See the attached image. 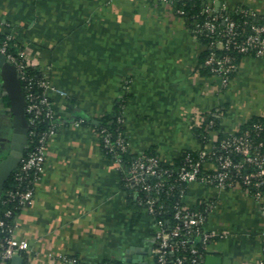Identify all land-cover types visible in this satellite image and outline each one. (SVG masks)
Returning a JSON list of instances; mask_svg holds the SVG:
<instances>
[{"label": "crops", "instance_id": "obj_1", "mask_svg": "<svg viewBox=\"0 0 264 264\" xmlns=\"http://www.w3.org/2000/svg\"><path fill=\"white\" fill-rule=\"evenodd\" d=\"M208 1L264 13V0ZM0 33L11 34L51 79L60 120L33 201L14 217L22 264H96L120 259L130 243L154 264L155 219L129 198L93 123L125 96L130 150L152 149L172 163L197 145L196 111L226 107L221 125L229 132L264 115V57L243 56L222 87L199 68L205 45L158 0H0ZM8 98L0 86L3 154L13 148ZM80 118L92 123L76 124ZM187 200H211L205 225L228 233L208 242L202 264H264V196L193 183Z\"/></svg>", "mask_w": 264, "mask_h": 264}, {"label": "built area", "instance_id": "obj_2", "mask_svg": "<svg viewBox=\"0 0 264 264\" xmlns=\"http://www.w3.org/2000/svg\"><path fill=\"white\" fill-rule=\"evenodd\" d=\"M175 4L179 0H158ZM177 13L185 12L177 8ZM189 22L193 36L207 50L200 69H207L220 78L222 87L229 85L239 66L238 57L250 55L264 57V13L247 5L230 7L226 2L219 5L201 0V11ZM11 34L0 40V53L12 61L20 74L26 98V115L29 123L28 142L24 155L15 170V178L25 182V187L9 190L13 207L0 215V262L8 263L16 254H21L25 244L14 237L16 208H23L33 201L36 182L42 176L45 150L49 138L60 126L49 90L51 79L44 73L33 75L30 67H37L25 48L11 50ZM63 92V91H61ZM196 111L191 115L194 125H205L204 143L197 139L193 152L184 155L180 163H166L160 155L141 152L135 155L125 168L120 152L128 150L129 142L119 131L116 138L106 128L98 131L101 142L120 171L126 174L127 184L142 192L136 202L155 219V239L152 251L154 264H202L208 242L216 237L228 236L220 229L208 228L205 223L213 208L211 200H202L204 207L187 200L191 184L200 183L222 190L240 188L257 200L264 196V141H256L249 130L230 135L217 142L219 130L214 128L215 118L221 113L209 110ZM118 121L124 123V112ZM77 120L76 124H80ZM257 128H262L257 125ZM32 141L30 148L29 141ZM179 191V200L174 202L171 217H159L166 208L162 193ZM16 215V214H15Z\"/></svg>", "mask_w": 264, "mask_h": 264}, {"label": "trees", "instance_id": "obj_3", "mask_svg": "<svg viewBox=\"0 0 264 264\" xmlns=\"http://www.w3.org/2000/svg\"><path fill=\"white\" fill-rule=\"evenodd\" d=\"M172 6L174 7L175 11L177 8H183L185 10L184 13H182V14L179 13V15H181L185 19L187 26H189L190 25L189 22L193 21L195 18L194 16L196 14L200 13V11H201V0H179L175 4H173ZM5 34L6 33H0V40H2L5 37ZM21 48H24V47L22 45H20L15 39H11V50H13L14 52H17ZM206 53H207V50L205 47V50L203 52V55H202L200 62H202ZM242 57L243 56H241V55L238 57L239 64L241 62ZM29 71L33 75H39L41 73L40 69L37 67H30ZM202 71L211 74L207 69H202ZM235 72H234V74H235ZM234 74H233V76H234ZM125 101H126L125 96L118 98V100L115 103L114 110H112L111 112H107L106 114L99 117V121L97 123H93L97 132L102 128H106L107 130H110L113 133V138H116V135L118 134V132L122 130L123 133L125 134L127 140H128V134H127L126 126L124 123L118 121V118H117L119 115H122L124 112ZM8 103L10 104L9 98H8ZM214 110L219 111L221 113L220 117L215 118V125H214V128L219 130L218 137H217V142H219L222 138L230 135L231 132L226 131L221 125L222 117L226 113V107H219V108H216ZM209 112L210 111H203V113L205 115L209 114ZM79 120H81V122L85 121L86 123L87 122L92 123L90 120H85L82 118H80ZM257 125H261L262 128H260V129L257 128ZM192 129L194 131L196 138L204 143L203 134L205 133V125L204 124L201 126L194 125L192 127ZM247 130H249L251 132L252 137L256 141H264V115H252L248 120H246L244 123H242L239 126V128L236 129L234 132L240 134V133L245 132ZM100 142H101V139H100ZM29 143H30V148H31L32 147V141L30 140ZM101 148L107 155H109L113 159L112 152H107L106 149L104 148L102 142H101ZM263 149H264V146H263ZM144 152L158 154L156 151H154L152 149H147ZM189 152H193V149L186 150L174 162L177 164L180 163L182 158L184 157V155L189 153ZM120 153L122 155V163L124 164L125 168L128 166L129 162L133 159V157H135V155L138 154V153H133L130 150L129 146H128L127 151L120 152ZM121 172L124 175L126 188L129 192V195H128L129 198L132 200V202H135L137 204V206H140L136 202V197L140 196L142 192H138L135 188L129 187L127 184V180H126V174L123 171H121ZM25 184H26L25 182H19L15 178V170H14L11 173V175L9 176V178L7 179V181L5 182L3 194L0 198V215L3 216L7 208L13 207L15 205L16 201L9 199V194H8L9 190L16 189L18 187L23 188V187H25ZM162 198L165 199L166 208H165L164 212L159 214V217H171L173 204H174V202L179 200V191L175 190V192H173L171 194H167V193L163 192ZM196 205H198L200 208H202V207H204L205 204L198 201V203ZM20 209L21 208H16L14 210V215L6 217V219L9 222H13L15 214H17ZM0 236H2V232H0ZM121 263L122 262L119 258H112V259L101 260V261L97 262L96 264H121Z\"/></svg>", "mask_w": 264, "mask_h": 264}, {"label": "water", "instance_id": "obj_4", "mask_svg": "<svg viewBox=\"0 0 264 264\" xmlns=\"http://www.w3.org/2000/svg\"><path fill=\"white\" fill-rule=\"evenodd\" d=\"M0 86H2L9 99L12 112L13 148L6 155L0 141V198L3 194L5 182L18 166L27 148L29 123L26 115V98L16 65L7 56L0 53ZM4 155V156H3ZM139 246L129 244L121 256V264H147L145 251L135 253ZM23 256L16 254L11 264H22Z\"/></svg>", "mask_w": 264, "mask_h": 264}, {"label": "flooded vegetation", "instance_id": "obj_5", "mask_svg": "<svg viewBox=\"0 0 264 264\" xmlns=\"http://www.w3.org/2000/svg\"><path fill=\"white\" fill-rule=\"evenodd\" d=\"M2 146H3V150H4V147H5V146H4L3 144H2ZM4 152H5V151H4ZM5 155H6V154H5ZM3 156H4V155H3ZM154 235H155V230H154Z\"/></svg>", "mask_w": 264, "mask_h": 264}]
</instances>
